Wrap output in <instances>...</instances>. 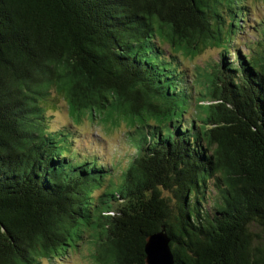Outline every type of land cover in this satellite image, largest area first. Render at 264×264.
<instances>
[{"label":"trees","instance_id":"obj_1","mask_svg":"<svg viewBox=\"0 0 264 264\" xmlns=\"http://www.w3.org/2000/svg\"><path fill=\"white\" fill-rule=\"evenodd\" d=\"M250 9L0 0V264H51L84 242L94 264H146L160 232L175 264H264V19ZM249 20L259 40L242 55ZM207 48L220 60L189 73L181 56ZM61 100L72 121L56 131ZM86 119L142 135L122 183L75 147Z\"/></svg>","mask_w":264,"mask_h":264},{"label":"rangeland","instance_id":"obj_2","mask_svg":"<svg viewBox=\"0 0 264 264\" xmlns=\"http://www.w3.org/2000/svg\"><path fill=\"white\" fill-rule=\"evenodd\" d=\"M247 3L251 8V15L255 14L264 19V0H247ZM250 25L254 26L251 20H249L248 27L244 28L247 33L239 38V41L243 42L238 47L242 55L248 54L250 52L249 47L252 45L251 42L259 38V35H256L257 33L249 29ZM245 42H247V45H244ZM257 45V47H260L259 44ZM219 50L218 48H207L195 60L182 56L181 58L184 65L189 68V73L194 72L196 66L211 69V66H214L220 60ZM48 111L49 116H51L49 128L53 130L57 131L61 127L69 125L72 121L67 105L63 100L60 101L58 107L49 106ZM190 114H193V111ZM135 132L136 129L129 126L125 121H121L118 127H111L110 129L104 127L100 122H92L86 119L76 130L74 145L83 154L97 153L103 159L104 165L115 164V170L112 171L114 176L112 180L115 184H118L123 178L122 171L128 167L129 161L135 152L134 146H136L139 139L143 138L140 134H134ZM94 248L88 243H79L78 248L70 249L65 258H62L61 261L53 260L51 264H94L92 259ZM42 264L49 263L44 261Z\"/></svg>","mask_w":264,"mask_h":264},{"label":"water","instance_id":"obj_3","mask_svg":"<svg viewBox=\"0 0 264 264\" xmlns=\"http://www.w3.org/2000/svg\"><path fill=\"white\" fill-rule=\"evenodd\" d=\"M170 240L160 232L147 238L145 245L146 264H175Z\"/></svg>","mask_w":264,"mask_h":264}]
</instances>
